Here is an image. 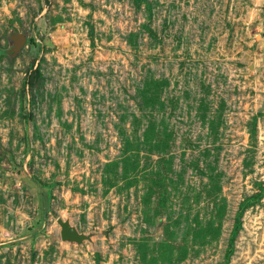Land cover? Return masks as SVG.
<instances>
[{
  "label": "rangeland",
  "instance_id": "1",
  "mask_svg": "<svg viewBox=\"0 0 264 264\" xmlns=\"http://www.w3.org/2000/svg\"><path fill=\"white\" fill-rule=\"evenodd\" d=\"M0 264H264V0H0Z\"/></svg>",
  "mask_w": 264,
  "mask_h": 264
},
{
  "label": "water",
  "instance_id": "2",
  "mask_svg": "<svg viewBox=\"0 0 264 264\" xmlns=\"http://www.w3.org/2000/svg\"><path fill=\"white\" fill-rule=\"evenodd\" d=\"M9 39L12 42V47L9 49V55L14 56L25 46L26 37L22 33H13L9 36ZM56 224L60 228V239L63 242L81 244L84 240L89 239V236L79 233L67 220L58 218Z\"/></svg>",
  "mask_w": 264,
  "mask_h": 264
}]
</instances>
